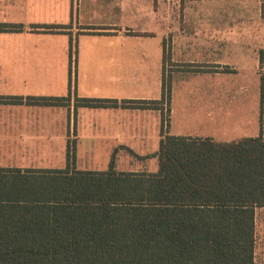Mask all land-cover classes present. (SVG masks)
I'll return each instance as SVG.
<instances>
[{"label": "crops", "instance_id": "1", "mask_svg": "<svg viewBox=\"0 0 264 264\" xmlns=\"http://www.w3.org/2000/svg\"><path fill=\"white\" fill-rule=\"evenodd\" d=\"M252 2L0 0V24L21 27L0 32V168L65 169L70 148L76 170H107L116 151L119 171L150 172L162 131L219 143L258 137L264 33L241 25L258 15L236 14ZM81 98L108 107H84Z\"/></svg>", "mask_w": 264, "mask_h": 264}, {"label": "trees", "instance_id": "2", "mask_svg": "<svg viewBox=\"0 0 264 264\" xmlns=\"http://www.w3.org/2000/svg\"><path fill=\"white\" fill-rule=\"evenodd\" d=\"M20 29L0 24V32ZM260 97L258 137L219 143L162 131L159 150L147 157L157 158L156 172L117 170L116 151L107 170H76L70 148L65 169L0 168V264H258L257 215L264 211L262 72ZM170 98L165 82L163 102ZM64 101L26 99L35 105ZM77 102L108 107L105 100Z\"/></svg>", "mask_w": 264, "mask_h": 264}, {"label": "rangeland", "instance_id": "3", "mask_svg": "<svg viewBox=\"0 0 264 264\" xmlns=\"http://www.w3.org/2000/svg\"><path fill=\"white\" fill-rule=\"evenodd\" d=\"M161 11H163V6L161 5ZM172 13L173 14H180L181 13V7L180 3L177 2L176 6L172 8ZM236 14H242L246 15L248 14L249 16L251 15H258V18L255 19H250V21H247L241 25H244L245 28H251L252 31H256L258 33H264V0H254V2L245 4L243 6L238 5L236 9ZM264 47V44L262 45ZM264 51V48H263ZM260 71L264 74V64L261 66ZM181 87L176 86L173 88V101L175 105H178L179 99L181 96L180 92ZM174 125L176 129L179 128V119H178V111L177 114L173 118ZM104 152H101V155H103ZM114 153V152H113ZM112 153V155H113ZM128 154H130L128 152ZM153 155V154H152ZM151 156V155H150ZM118 161V162H117ZM115 163L117 165V170H119V166L121 167L123 164V161H120L119 164V152L115 153ZM124 169H129L128 166H124ZM143 165L141 163H137L135 165V168L137 169H143ZM158 167V164H153L149 163L146 165L145 169H147L150 172L156 171ZM256 237H257V242H256V260L258 264H264V211L259 212L257 215V231H256Z\"/></svg>", "mask_w": 264, "mask_h": 264}, {"label": "built area", "instance_id": "4", "mask_svg": "<svg viewBox=\"0 0 264 264\" xmlns=\"http://www.w3.org/2000/svg\"><path fill=\"white\" fill-rule=\"evenodd\" d=\"M168 119L166 118V120H164V125H163V127H164V129L166 130V128L168 127Z\"/></svg>", "mask_w": 264, "mask_h": 264}]
</instances>
